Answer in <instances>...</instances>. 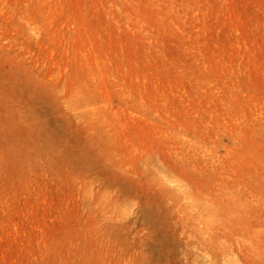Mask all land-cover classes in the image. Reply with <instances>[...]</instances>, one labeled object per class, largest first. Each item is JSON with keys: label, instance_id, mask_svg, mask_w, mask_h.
<instances>
[{"label": "rangeland", "instance_id": "1", "mask_svg": "<svg viewBox=\"0 0 264 264\" xmlns=\"http://www.w3.org/2000/svg\"><path fill=\"white\" fill-rule=\"evenodd\" d=\"M0 264H264V0H0Z\"/></svg>", "mask_w": 264, "mask_h": 264}]
</instances>
